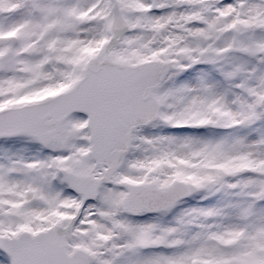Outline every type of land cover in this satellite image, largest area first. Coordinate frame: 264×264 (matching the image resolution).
<instances>
[{
  "label": "snow or ice",
  "instance_id": "1",
  "mask_svg": "<svg viewBox=\"0 0 264 264\" xmlns=\"http://www.w3.org/2000/svg\"><path fill=\"white\" fill-rule=\"evenodd\" d=\"M0 264H264V0H0Z\"/></svg>",
  "mask_w": 264,
  "mask_h": 264
}]
</instances>
